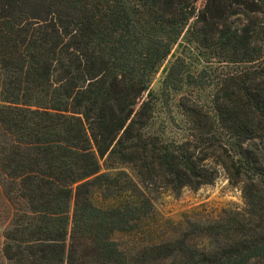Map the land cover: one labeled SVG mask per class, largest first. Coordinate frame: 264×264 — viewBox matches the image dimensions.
Listing matches in <instances>:
<instances>
[{
  "label": "trees",
  "instance_id": "trees-1",
  "mask_svg": "<svg viewBox=\"0 0 264 264\" xmlns=\"http://www.w3.org/2000/svg\"><path fill=\"white\" fill-rule=\"evenodd\" d=\"M195 1L0 0V264H264V0ZM176 45L161 92L196 78L185 48L221 66L179 137L150 88ZM219 170L242 209L198 240L155 216Z\"/></svg>",
  "mask_w": 264,
  "mask_h": 264
},
{
  "label": "rangeland",
  "instance_id": "rangeland-1",
  "mask_svg": "<svg viewBox=\"0 0 264 264\" xmlns=\"http://www.w3.org/2000/svg\"><path fill=\"white\" fill-rule=\"evenodd\" d=\"M205 0H196L195 7L201 8ZM182 43V41H181ZM182 46L173 47L171 55L165 60L160 70L155 74L150 88L158 99L155 104V120L158 127L163 128L167 136L179 137L185 133L186 125L181 120L179 103L198 99L207 109H212L210 99L214 83L220 74L221 66L216 62L208 63L197 57L193 50L185 48V55L192 75L196 78L179 83L178 90H164L161 92V82L164 70L180 55ZM166 67V68H165ZM165 68V69H164ZM203 68L202 74L198 73ZM192 80V81H191ZM228 174L219 170L213 182L198 188L183 187L173 193L167 189H152V201L155 216L165 219V223L179 227L180 224L190 226L188 232L198 240L200 224L208 223L220 218L223 214L244 207L241 192L242 182L232 183ZM6 204L0 194V227L7 222Z\"/></svg>",
  "mask_w": 264,
  "mask_h": 264
}]
</instances>
